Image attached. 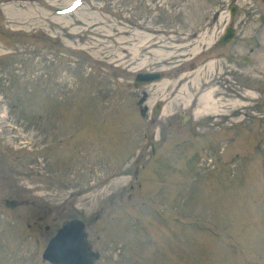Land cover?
Returning a JSON list of instances; mask_svg holds the SVG:
<instances>
[{
    "label": "rangeland",
    "instance_id": "374dc122",
    "mask_svg": "<svg viewBox=\"0 0 264 264\" xmlns=\"http://www.w3.org/2000/svg\"><path fill=\"white\" fill-rule=\"evenodd\" d=\"M263 14L264 0H0V264H49L71 218L95 264H264ZM226 23L238 68L189 71ZM144 70L164 78L134 86ZM144 94L177 96L158 117Z\"/></svg>",
    "mask_w": 264,
    "mask_h": 264
},
{
    "label": "water",
    "instance_id": "95a60500",
    "mask_svg": "<svg viewBox=\"0 0 264 264\" xmlns=\"http://www.w3.org/2000/svg\"><path fill=\"white\" fill-rule=\"evenodd\" d=\"M235 9L233 5L232 12ZM261 20L264 22V14L261 16ZM231 34L230 30L226 39ZM157 77L158 73L138 74L135 84L141 81H150ZM5 204L10 207H16L21 205L22 201L6 199ZM87 250L83 223L78 220H71L64 223L57 234L50 239L42 256L54 264H91V256Z\"/></svg>",
    "mask_w": 264,
    "mask_h": 264
},
{
    "label": "flooded vegetation",
    "instance_id": "af4514ba",
    "mask_svg": "<svg viewBox=\"0 0 264 264\" xmlns=\"http://www.w3.org/2000/svg\"><path fill=\"white\" fill-rule=\"evenodd\" d=\"M234 40V39H233ZM233 40H231L230 42H228V43H226V44H223V45H218V44H216V42H214V46H212L209 50H207L208 51V53H206L205 51V53L204 52H202V53H200V55L198 56V57H196L195 59H194V61H190V63H187L188 64V68L189 69H195L198 65H199V62H198V59L199 58H201V59H203V58H205L206 56H207V54H209L210 53V51L212 50V49H216V48H220L221 50L220 51H218L217 53H220V54H223L224 56L223 57H221V59L219 60V59H217V60H212V61H210V62H208V63H206V64H204V66L203 67H206L207 69L208 68H213V66L216 64L215 63V61H217V62H220V61H223L226 65H231L233 68H238V64L234 61V56H235V54H234V52H233V50H232V45L230 46V47H227L226 45L227 44H229V43H231ZM233 44V43H232ZM225 49H227V50H225ZM206 60V59H205ZM182 68V69H181ZM185 72H187V66H186V64L185 65H181V67H179V69H178V72H176V75L177 74H180V73H182L181 75H180V77L179 78H183L184 77V75H186L185 74ZM218 72V74H219V76L220 77H222L221 75H220V73H219V71H217ZM217 72H214V73H217ZM222 73H224V71L222 72ZM212 76L213 75H210V77L209 78H212ZM210 81H212V79H209V82ZM206 82H208V81H206ZM182 84V83H181ZM213 86H215L216 88H220V85H218V84H212ZM209 86H204V91L206 92V93H208V96L209 95H212V92L213 91H211L212 89H208L207 90V88H208ZM175 96H177L176 94L173 96V97H175ZM143 97H144V102L146 101V99H145V95H143ZM195 100H196V102H198V96L196 95L195 97ZM191 104V103H190ZM161 106H159V108H163L164 107V105L163 104H160ZM205 106H209L208 104H204V107ZM146 110H144V112H145ZM155 111V108H153V112ZM206 113H212L211 112V110H208V111H206Z\"/></svg>",
    "mask_w": 264,
    "mask_h": 264
},
{
    "label": "bare ground",
    "instance_id": "6f19581e",
    "mask_svg": "<svg viewBox=\"0 0 264 264\" xmlns=\"http://www.w3.org/2000/svg\"><path fill=\"white\" fill-rule=\"evenodd\" d=\"M166 110H167V106H164L163 111L165 112ZM198 112H199V110H198Z\"/></svg>",
    "mask_w": 264,
    "mask_h": 264
}]
</instances>
